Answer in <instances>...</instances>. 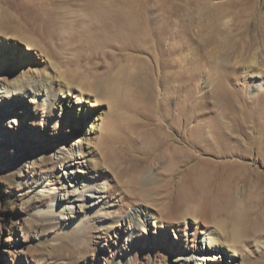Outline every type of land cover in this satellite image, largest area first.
Returning <instances> with one entry per match:
<instances>
[{
  "label": "rangeland",
  "instance_id": "374dc122",
  "mask_svg": "<svg viewBox=\"0 0 264 264\" xmlns=\"http://www.w3.org/2000/svg\"><path fill=\"white\" fill-rule=\"evenodd\" d=\"M8 1L9 15L28 19L14 10L18 1ZM242 2L244 9L239 15L233 10L228 25L182 27L174 40L164 34L160 49L176 44V51L164 57L155 49L147 55L121 52L117 59L134 58L126 64L129 75L138 58L147 63L152 72L145 85L148 100L112 106L89 97L95 106L87 104L91 111L83 127L94 128L95 162L76 155V110L60 104L58 91L69 87L45 57L67 55L27 31L8 41L15 44L16 56L0 69V87L10 90L17 82L34 88L37 76L49 90L32 100L17 94L19 104L0 97V264H264V232L257 240L234 243L213 225L215 213L226 214L234 198L248 213L253 203L252 210L264 203V0ZM37 29L40 34L42 28ZM19 60L29 70L28 79L12 73ZM134 123H147L160 145L157 152L135 148L126 129ZM171 149L184 156L172 166V178L156 169L155 181L142 184L153 190L164 186L170 196L157 203L158 195L139 200L130 195L126 182L135 165ZM15 162L19 170H10ZM96 163L98 169L92 170ZM201 173L207 177L204 184L196 183ZM87 185L96 193L91 201ZM187 199L195 201L196 210L184 219ZM142 213L153 216L145 227L136 222L135 215ZM249 217L262 229L260 211ZM210 234L228 250L207 247L204 239Z\"/></svg>",
  "mask_w": 264,
  "mask_h": 264
},
{
  "label": "bare ground",
  "instance_id": "6f19581e",
  "mask_svg": "<svg viewBox=\"0 0 264 264\" xmlns=\"http://www.w3.org/2000/svg\"><path fill=\"white\" fill-rule=\"evenodd\" d=\"M14 1H18L20 4V7H16L17 9L14 10L25 12L29 17L22 21L19 20V16L9 15L8 10L12 7L11 2L0 0V69L3 71L7 60L16 56L15 44L8 41L20 38L23 31L37 34L48 43L52 42L56 46L55 48L52 47L55 51L58 49L67 55L62 56L58 52H54L51 55L45 54V57L51 61L61 84L69 87V90L65 91L58 86L62 98L60 104H66L68 108L71 107L72 110H76V117H74L76 134L73 137L79 139L77 140L76 155L85 160L84 162H95L96 160V154L92 150L91 143L94 128L91 126L87 130L83 127V118L91 111L87 109V104H91L89 103L90 96L106 101L112 106H123L127 101L131 102L132 100L135 105L139 106L148 100L145 85H148L152 72L150 73L147 63L143 60L144 58H138V64L131 66L135 68V73L129 75L126 73V64L133 61L134 58L127 55L124 60L117 59L122 55L121 52L130 50L143 55H147L149 51L154 49L159 55H163L164 52H174L176 51V44L170 45L166 50L160 49L159 44L163 40L164 34H168L171 39H176L182 27L197 25L209 28L216 24L228 25L232 11L235 10L236 14L239 15L244 9L242 0H223L220 2L218 0H63L60 4L57 0ZM71 1H79L80 3L72 6ZM39 27L42 28L40 34L37 29ZM212 36L213 34L210 32L209 37L212 38ZM28 43L33 46L32 40ZM110 49L119 50L120 54L113 55L108 51ZM28 60L29 58L23 63L28 62ZM21 62L22 60H19L12 65L15 70L12 73L20 78L28 79L29 70ZM165 64H159L160 71L157 68L158 74L161 73ZM38 78L37 76L33 78L34 82L38 81L36 85L32 86L34 88L20 85L17 82L12 85L10 90L0 87V97L10 99L16 104H19L20 100L17 94L18 96L24 95L23 97L29 96L32 100L33 97L39 96L41 92L48 89L43 80ZM86 93L89 95L87 96ZM73 100L76 104L74 108L71 105ZM90 106L95 105L92 103ZM77 117L80 119L77 120ZM134 124L129 125L126 129L134 135L135 148L144 151L142 154H147L149 151L157 152L160 145L158 146L156 139H154V134L146 129L147 123ZM163 154H159L162 156L160 159L158 158L159 155L154 154L151 161L148 160L140 167L135 165V170L132 171L126 182V191L130 192V195L138 200L141 197L158 195L157 203L170 196L169 189H165L164 186L157 188V190L142 188L145 181L152 183L155 181L156 169L167 172L169 178L173 176L171 173L173 172L172 166L183 156L173 149L168 154ZM138 159L142 161V159ZM98 167L99 164L96 163L92 170H96ZM9 169H18V164L15 162L14 166ZM149 171L151 172L149 173ZM196 178L199 179L196 183L204 184L205 179L207 181V177L202 173ZM171 182L173 181L169 179L167 184H172ZM86 187L91 201L96 193L93 192L91 185ZM223 187L226 188L227 186ZM75 200L76 198L72 201ZM185 202L186 208L182 217L188 219L195 214L196 206L192 199H187ZM253 204L248 207V213L242 200L235 198L230 200L227 204V210H225L226 214L215 213L213 221L215 231L218 234L229 235L234 243L257 240L260 232H264V225L260 231V227L258 228L249 220V214L252 215L258 210L264 217V208L261 207V205L264 206V203L263 200L259 201L257 203L259 208L252 210ZM51 212L48 209V219L52 217ZM135 217L136 222L145 227L149 224V218L153 216L142 213L141 215L136 214ZM204 243L207 247L214 248L215 251H217L216 248L228 250L229 247L222 240L212 237L211 234L207 235ZM220 253L222 254V251ZM194 260L202 261L201 258H194Z\"/></svg>",
  "mask_w": 264,
  "mask_h": 264
}]
</instances>
